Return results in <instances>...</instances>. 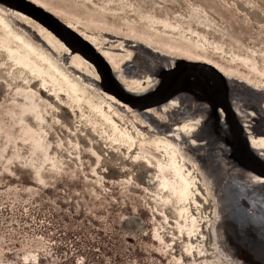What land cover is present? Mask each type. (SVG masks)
Returning <instances> with one entry per match:
<instances>
[{
    "label": "rangeland",
    "instance_id": "rangeland-1",
    "mask_svg": "<svg viewBox=\"0 0 264 264\" xmlns=\"http://www.w3.org/2000/svg\"><path fill=\"white\" fill-rule=\"evenodd\" d=\"M27 1L88 48H104L105 68L0 5V264H65L38 235L51 208L59 221L85 215L111 228L120 257L110 264H264V217H249L237 203L224 223L238 261L215 242V191L230 204L243 195L240 181L223 179L243 162L231 145L232 127L242 131L209 91L207 67L220 74L225 102L247 103L244 120L231 114L264 160V122L248 106L264 97V0ZM159 83V96L185 85L194 95L183 97H200L198 126L187 138L197 147L168 138L176 134L158 131L150 108L107 90L121 84L142 95ZM216 168L209 187L208 169Z\"/></svg>",
    "mask_w": 264,
    "mask_h": 264
},
{
    "label": "bare ground",
    "instance_id": "bare-ground-1",
    "mask_svg": "<svg viewBox=\"0 0 264 264\" xmlns=\"http://www.w3.org/2000/svg\"><path fill=\"white\" fill-rule=\"evenodd\" d=\"M0 5H3L7 8H9L10 10H16L18 12H21L22 14L29 16L33 20H36L37 22L42 24L44 27H46L48 30H50L53 34H55V36H57L60 40H62L68 49H70L72 47L76 48V50L79 51V53H80L79 56H81L83 58V60H85L86 62L88 61V63H89L90 60H88V59L94 58V60L96 61V63H98V65H100V67L105 68V62H103V59H101V57L99 59L100 55L98 54L99 52H102L104 48L102 49L98 45L95 46L96 48L93 46H90V48H88L85 45V44H87V42L85 43V41L83 39L79 40V38H78V41H77V39L74 40L73 38L67 36V29L65 30V26L64 27L59 26L60 31H56L55 29H57V24L53 20H51V17L49 15H47L45 13V11H43V9H41L39 6H36L27 0H0ZM10 12H12V11H10ZM90 45H92V44H90ZM168 70H169V68L167 67L166 71H168ZM179 72L180 73H178L177 77H180V75L181 76L183 75V73L181 71H179ZM106 74H108L107 70H106ZM117 76H119V75H117ZM210 76L212 77L211 78L212 82L208 86L209 91L213 95H215L216 100L218 101V104L220 105V108L223 110V112L226 113V116H227L226 118H228V119L230 118V121L236 127H238V130L240 129V131H242V135H241V133H239V131L237 134V132L235 131V127L233 128L231 126L233 129L232 131H234V135L236 134L235 138L237 139V144L233 143V141L231 143L232 149H233V154L235 153V156L238 157L239 159H241L243 162H242V164H240V169H238V170L235 169V170L231 171V173H228V174L225 173V175L223 177L224 181L233 182L234 180H238V181H240L238 185L243 184L244 189L241 187L242 191H243V195L241 194V192H239V194H241L242 198H240V199L234 198L232 200L233 203L231 202L232 204H230L228 201L230 199V198L228 199V195L224 196L223 191H219V190L215 191V198H216L215 204H216L217 211H218L216 214V220H215V226H214L215 242H216L217 247L225 255H227V257L229 259H231L233 261L234 260L238 261L239 257L236 256V253L233 250L234 248L232 246L231 239L226 235L225 229H226L227 225L224 222L229 223V222H231L232 219H234V217H235L234 213L235 212H234V210L231 209L232 208L231 205H233V204L235 205L236 203L238 204L240 209H243L247 213V215H249V217L252 215L255 218L264 217V193H263L264 192V160L258 156V154H261V153H257L256 149L249 148V145L247 144V138H245V136L243 135V129H241V126L239 127L238 126L239 124H237V122L235 120H233V116L231 114V111L237 110L238 111V117L240 118V120H244L243 117L247 116V115H245V113H246L245 109L247 108V103L244 102L241 105H236L235 103L232 102L231 98H227L228 103H227V101L225 102V99L223 97L227 94V90L226 89L222 90L224 83H223V81H222V83L220 82L221 77L219 76V73L217 74V73L210 70ZM110 78H111V76H110ZM114 81H115V79H114ZM116 81H118V80H116ZM224 81H226V80L224 79ZM189 82L191 83V80ZM190 83H189V85H190ZM156 85L157 84L152 86V88L155 87ZM159 85H160V83L154 89L148 88V90H147L148 92H146L145 94H143L141 92L142 95H139V92L137 94V93H134L130 90L123 88V86L121 87V84H120V87H118L119 91L112 88V87H110L107 90H109V92H116V93L118 92L117 93L118 95H116V96L119 99H121L122 101H125L128 104H130V106L140 108L141 110L146 109V108H150L147 110L149 113L148 116L150 117L152 123L156 126V129H158V131H160V132L165 133L167 131H170L171 134H173V133L176 134V136H171L170 134H167L166 136H168V138H170V139L175 138L174 140H176V142L179 144L187 143V145L189 147H197L198 143H195L192 141H190V143H189V141H187V138L193 137L194 131L196 130L195 127L198 126V123H196L197 119L194 122V119H195L194 113L196 110L197 111L199 110L197 108H198V103L201 101L199 99L200 97L195 96L192 100H189L187 97H183L185 95H182V94H186V93L194 95L193 93H191L187 89V86H185V85H183V87H180L179 89H177L175 93H173V94L171 93V94H168V95L162 97V96H159L158 94H156L157 90L160 89ZM247 87H250V86H247ZM247 87L245 86V88H247ZM219 92L221 93L220 96H219ZM164 101H166V103ZM246 101L250 102V100H246ZM258 101L259 102H257L256 100H254V101L252 100L251 105H248V106L254 107V110L256 109V111L258 112L257 118L264 122V107L262 105V104H264V97H262ZM211 102H212V100H211ZM241 102H243V101H241ZM231 103L235 104L237 108H235L234 105H233L234 106V108H233ZM215 104L216 103L213 102L212 105L215 107L216 106ZM245 105H246V107H244ZM240 106H242V107H240ZM151 107H153V108H151ZM159 111L162 112V114L164 115L165 118L164 117H161V118L158 117L157 112H159ZM259 114H261V115H259ZM242 115H244V116H242ZM249 115H250V113H249ZM211 117H212V119L215 118V114L213 112L211 113ZM159 123H160V125H159ZM250 123H251V121H250ZM245 126L248 128V132H249L250 125L246 124ZM190 127H191V129H190ZM184 128H187V129L184 130ZM251 140H253V139H251ZM230 166H231V164H230ZM211 168H212V166H211ZM208 170L210 173L214 174V178L207 180V179H205L204 175H203V178L205 179L207 186L210 187L213 184H215V178L219 175L220 171L218 172L219 169H217L215 171H213L211 169H208ZM234 186H235V184H234ZM231 187H233V186L231 185ZM238 188H236V189H238ZM210 190H212V189H210ZM230 191H231V189H230ZM260 197H262V199H261L262 201L260 200ZM213 200H214V198H213ZM215 213H216V210H215ZM262 230L264 231V225H262ZM263 247L264 246H262V249H263ZM261 256H262V254H261ZM261 256H259V257H261ZM253 264H255V263H253Z\"/></svg>",
    "mask_w": 264,
    "mask_h": 264
},
{
    "label": "trees",
    "instance_id": "trees-1",
    "mask_svg": "<svg viewBox=\"0 0 264 264\" xmlns=\"http://www.w3.org/2000/svg\"><path fill=\"white\" fill-rule=\"evenodd\" d=\"M21 219L25 221V218ZM38 231L39 237L51 243L50 247L65 264H110V259L119 261L118 238L111 228L94 217L66 216L59 221L56 209L51 208Z\"/></svg>",
    "mask_w": 264,
    "mask_h": 264
},
{
    "label": "water",
    "instance_id": "water-1",
    "mask_svg": "<svg viewBox=\"0 0 264 264\" xmlns=\"http://www.w3.org/2000/svg\"><path fill=\"white\" fill-rule=\"evenodd\" d=\"M50 17H52L51 15H49ZM54 20H55V22L56 23H58L59 24V26H61V27H64L65 26V24H63V23H61L59 20H57L56 18H53ZM67 29V32H68V34H69V36L71 37V38H73L74 40H76L77 39V41H78V38H80V36L76 33V32H74V31H72V30H70V29H68L66 26H65V30ZM69 30V31H68ZM80 40V39H79ZM207 67H209V69L211 68V71L213 70V71H217L213 66H211V65H209V66H207ZM204 70H207V68L206 69H204ZM209 71V70H208ZM209 73V72H208ZM218 73V72H217ZM220 75V74H219ZM176 85H182V80H178V82H176ZM172 86H174V84L172 85Z\"/></svg>",
    "mask_w": 264,
    "mask_h": 264
}]
</instances>
